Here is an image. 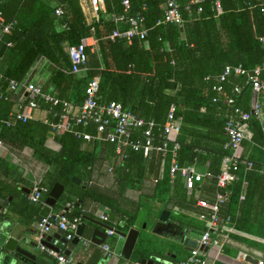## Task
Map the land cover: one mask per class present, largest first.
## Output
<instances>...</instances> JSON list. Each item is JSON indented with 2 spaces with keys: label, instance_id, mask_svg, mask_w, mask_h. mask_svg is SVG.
I'll list each match as a JSON object with an SVG mask.
<instances>
[{
  "label": "trees",
  "instance_id": "obj_1",
  "mask_svg": "<svg viewBox=\"0 0 264 264\" xmlns=\"http://www.w3.org/2000/svg\"><path fill=\"white\" fill-rule=\"evenodd\" d=\"M128 1L126 15L144 19L143 26L147 30L144 40L112 42L108 39L115 27L111 16L124 12L122 0H103L105 11L98 12V22L92 25L86 24L79 0H7L0 4V23H12L11 29L0 37V142L34 150L35 158L49 167L40 183L47 190L43 200L56 184L62 186L64 193L54 209L59 214L64 212L69 220L84 222V216L93 217L86 209V204L91 202L108 208L109 217L103 221L106 225L127 232L137 221V215L142 216L139 210L150 209L145 200L162 202L168 213L188 211L208 218L212 212L198 206V202L213 204L220 191L216 177L224 159L231 154L226 148L228 138L224 127L235 108L250 112L258 98L249 78L234 73L224 81L219 78L226 66L241 65L252 72L262 65L264 46L259 39L264 36V0H201L193 5L188 0H174L183 20L182 32L172 24L157 25L166 0ZM215 2L220 4V13L215 9ZM56 10H61L62 14L56 16ZM88 38L96 41L95 46L86 47L88 70L73 74L68 49L85 43ZM37 71L44 79L39 85L42 91L60 101H68L73 96L81 102L86 83L98 77L101 102L120 103L124 110H131L145 121L153 120L158 127H163L169 109L174 106V117L182 121L176 137L180 145L176 164L205 168L211 180L187 194L178 175L174 180L171 178V153L165 156L162 165L160 154L143 158L141 153L130 151L125 160L116 163L113 185L106 189L99 187L94 172L105 159L113 157L111 145L103 144L98 148L73 133L56 135L49 124L32 119L14 120L16 104L27 116H31L32 111L22 88L12 87L10 82L21 84L28 80L37 85L32 78ZM229 99L234 100L233 106L228 105ZM39 105L43 110L51 108L43 101H39ZM52 111L58 113L61 107H53ZM262 112L260 120L253 117L248 121L252 139L243 141L237 152L238 160L251 162L253 167L246 170L240 165L238 182L228 187L229 201L219 205L217 213L222 221L234 223L236 233L257 239L262 238L264 222L260 228L253 227L254 221L242 211L244 203L239 197L244 178L247 181L244 199L258 197L264 201V157L250 155L245 160L242 155L250 144L264 153V109ZM169 143L171 148L172 138ZM11 168L0 160V169ZM73 178L80 179L82 186L75 185ZM151 178L158 181L153 182L146 195H141L136 203L127 200V190L140 191ZM67 204L72 208L65 211ZM30 209L28 216L34 219L40 208L33 204ZM197 217V227L206 230L207 223ZM143 224L147 221H142L140 227ZM69 244L73 246L71 241ZM116 244V236L106 243L112 252ZM163 245L140 237L130 263L149 259V255ZM78 257L83 264H98L102 252L95 248Z\"/></svg>",
  "mask_w": 264,
  "mask_h": 264
},
{
  "label": "built area",
  "instance_id": "obj_2",
  "mask_svg": "<svg viewBox=\"0 0 264 264\" xmlns=\"http://www.w3.org/2000/svg\"><path fill=\"white\" fill-rule=\"evenodd\" d=\"M7 0H0V4ZM84 1V0H79ZM189 4H199L201 0H188ZM95 13H98L103 0H88ZM124 12L121 15H112L111 21L114 24V30L108 36L110 41L125 40L131 42L134 39L144 40L147 36V30L143 26L144 19L141 16L130 18L126 15L129 8V1L122 0ZM215 9L220 13V4L215 2ZM162 19L157 25L172 24L177 27H182L183 20L179 13L178 7L174 0H166L161 6ZM61 10H56L55 15L60 16ZM1 20V19H0ZM12 27V23L2 25L0 23L1 32L7 33ZM264 46V36L259 39ZM86 43L79 44L68 49V56L71 63L70 72L73 74L87 71L89 64V56L86 54ZM230 73H234L240 77L249 78L253 84L254 90L258 98L250 112H244L239 108H235L233 116L227 121L224 130L227 134L226 148L231 151L222 164L220 174L216 177L217 187L219 192L215 196L213 204L205 201L198 202V206L208 209L212 212L210 217L203 215L198 218L207 223V229L202 231L198 240V246L192 248L188 257L181 264H209L206 252L200 249L201 246L209 247L212 245L211 232L217 229L219 224L225 225L228 221H222L218 218L217 213L219 205L225 203L229 199L230 191L228 187L238 181V171L240 165L245 166L246 170L253 167L251 162L240 161L237 158V152L245 141V132L248 128V121L255 117L260 120L262 110L264 109V61L261 66L248 72L241 65L226 66L219 80L224 81L225 77ZM12 87H21L24 97L28 100V107L31 109V116L23 114L21 106L16 104L14 120L27 122L33 119V113L36 111H44L53 120H48L45 123L49 124L52 132L56 135L61 133H73L74 136L83 141L91 142L98 148L103 144L111 145L113 148L114 164L123 161L127 158L128 152L141 153L143 158L151 156L153 153L162 156L161 164L164 163V158L168 153H171L172 159L170 164V175L172 180L175 176L181 179L185 190L191 192L196 186L200 185L205 179L211 178L209 172H201L196 166L179 167L176 164L175 156L180 149V145L176 142V137L180 132L182 121L174 117L175 107L172 106L167 114L166 121L163 127H158L153 120L145 121L139 118L131 110H124L122 105L117 102L103 103L98 96L99 93V78L90 79L83 88V100L77 102L74 99L68 101H60L54 96L44 93L40 86L35 85L28 80L18 84L14 81L10 82ZM217 90H220L218 88ZM239 92V89L235 90ZM39 101H43L51 105L50 110H43L39 105ZM228 105L233 106L234 100L229 99ZM59 106L61 111L53 113L52 108ZM77 126V127H76ZM80 128V129H78ZM157 136V138H156ZM173 139L171 148L169 141ZM169 140V141H168ZM264 150V144H263ZM113 165L107 168V172L112 173ZM161 177V174H160ZM158 179L153 182L156 183ZM47 192L46 188L40 186V183H35L29 195V201L33 204H41L43 195ZM243 200V197H241ZM106 221L107 217L101 218ZM81 224L80 219L69 220L65 217L64 212L61 214H49L41 220L39 224V236L49 231H63L67 242L72 241L76 236L78 226ZM107 237L115 236L113 231L106 232ZM42 250L43 247H41ZM101 251L106 257L112 255V251L108 245L101 246ZM49 255L57 260L59 264H69L68 259L61 252L48 251ZM139 264V263H136Z\"/></svg>",
  "mask_w": 264,
  "mask_h": 264
},
{
  "label": "crops",
  "instance_id": "obj_3",
  "mask_svg": "<svg viewBox=\"0 0 264 264\" xmlns=\"http://www.w3.org/2000/svg\"><path fill=\"white\" fill-rule=\"evenodd\" d=\"M49 2L50 0H44ZM81 10L83 12L85 21L87 25H92L98 22V13H95L88 0L79 1ZM101 12L105 11L104 4L101 5ZM3 33L0 30V37ZM86 46L93 47L96 45V41L93 38H88L86 41ZM37 71L33 78V81L37 82V85H42L44 79L40 78ZM36 85V84H35ZM70 99L75 98L73 96ZM17 111L14 108V113ZM263 115V112H262ZM45 123L50 120V117L44 111H36L33 113V119ZM252 132L249 127L245 132V142H250L252 139ZM245 160L248 159L250 155L256 158L264 157L263 151L259 150L253 144L245 148L242 154ZM103 158L105 155H101ZM264 159V158H263ZM0 160L6 162L12 168L9 170L0 169V201L6 203L8 208H4L0 204V210L4 212L2 215L1 223L5 226H10L14 223H21L26 221L27 227L29 229H34L32 224L34 219L29 217L31 211L30 207L33 203L30 201L29 205V195L35 183H41L49 171V167L41 160H38L34 156V150L29 146H24L19 149L7 144L0 142ZM114 164L113 159L104 160L100 164L97 170L94 172V178L96 183H98L101 188H109L114 183L113 172H107V168ZM201 172H208L205 168L199 169ZM162 173V168H160V173ZM211 178L205 179L200 185L196 186L199 188L203 183L209 182ZM179 182H182L181 179ZM238 182V181H237ZM57 185V184H56ZM55 185V186H56ZM153 185V179H148L144 182V185L140 191L127 190L126 198L131 202H138L141 195H146L148 190L151 189ZM231 186V185H230ZM247 187V181L242 178V191L239 197V201L244 203L242 207L243 212H247L251 218L252 225L255 228H260L264 222V201L259 200L258 197L251 199H244V192ZM185 188V187H184ZM187 192V191H186ZM64 193V189H63ZM62 193V194H63ZM190 194V192H187ZM62 196V195H61ZM243 197V200L241 199ZM215 200V199H214ZM229 199L223 203H228ZM77 203V200H75ZM145 204L150 207L147 211L145 208L140 209L142 213L138 214L137 221L134 223L131 229L139 231L138 240L140 237L143 239L153 240L157 243L164 244L163 248L154 250V253L149 255V259L154 257H160L162 260L167 261L171 264H181L189 255L192 248L184 246L187 239L195 240L198 242L201 236V229L196 225V215L192 212L178 211L177 213L168 214L166 222H160L159 217L163 212H168L164 209V204L159 201L149 202L145 200ZM44 205V200L41 204H37L39 208ZM71 205V204H70ZM71 207L68 208L71 209ZM87 212L91 213L93 217L86 216L93 220L102 221V217H109V210L105 206L96 205L94 203L88 202L86 204ZM239 214V211L236 212ZM52 215L59 214L55 209L50 213ZM26 217L28 219L26 220ZM198 218V217H197ZM142 221H147V224H143L140 227ZM86 226L94 227L90 222L84 221ZM145 226V228H143ZM235 225L233 222L228 221L225 225L219 224L217 229H213L211 232L212 245L208 247L206 252V257L209 264H264V231L262 232V238L257 239L251 235H243L236 233ZM116 236V235H115ZM39 232L35 230L34 238L38 240ZM117 244L110 257L104 256L102 253V258L99 260L98 264H132L130 261H125L121 258L120 253L123 246V240L118 236ZM111 237H107L105 244ZM188 244H191L188 242ZM64 255L65 251H70V257L67 258L70 262L69 264H75L76 262H81L77 258L81 253H91L95 248L101 247L94 246L90 244L85 239H81L77 246L64 245L63 243H58L56 246ZM102 252V251H101ZM132 256V255H131ZM53 264H59L55 258H53ZM76 259L78 261H76ZM147 259V260H149ZM82 263V262H81Z\"/></svg>",
  "mask_w": 264,
  "mask_h": 264
},
{
  "label": "water",
  "instance_id": "obj_4",
  "mask_svg": "<svg viewBox=\"0 0 264 264\" xmlns=\"http://www.w3.org/2000/svg\"><path fill=\"white\" fill-rule=\"evenodd\" d=\"M182 32L183 27H179ZM72 182L77 186H82V181L78 178H73ZM63 193V187L56 185L52 188L51 192L44 200V205L40 208L38 215L34 218L32 227H27L26 221L21 223H14L10 226H5L1 223L0 218V264H53V259L49 255L48 251L59 252L56 247L58 243L68 245L69 242L65 240L63 231H49L38 237L35 240V230L39 232L41 220L46 218L54 209L57 201L60 199ZM0 204L4 208H8L6 203ZM78 205V204H76ZM71 207L70 204L66 205L65 211ZM168 212H163L159 217L160 222H166L168 218ZM4 215V212L0 210V217ZM84 221L90 222L94 227L86 226L84 223L80 224L76 231L75 238L71 241V244L77 246L81 239H85L90 244L101 247L105 244L107 231H113V233L123 240V246L120 256L125 261H130L131 255L136 247L139 231L130 229L127 232L118 231L98 220L90 219L86 216L83 217ZM145 228V226H143ZM190 242L191 244H188ZM184 246L188 248H196L198 242L195 240L187 239ZM43 247L44 250L41 249ZM201 250L207 252V247H200ZM64 256L69 258L70 251H65ZM75 264H83L76 262ZM139 264H171L162 260L160 257H154L149 260H141Z\"/></svg>",
  "mask_w": 264,
  "mask_h": 264
}]
</instances>
